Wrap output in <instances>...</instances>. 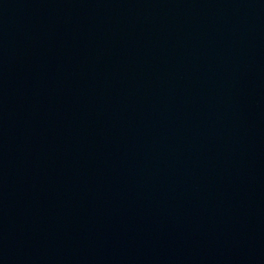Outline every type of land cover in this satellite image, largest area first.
<instances>
[{
	"label": "water",
	"instance_id": "water-1",
	"mask_svg": "<svg viewBox=\"0 0 264 264\" xmlns=\"http://www.w3.org/2000/svg\"><path fill=\"white\" fill-rule=\"evenodd\" d=\"M0 264H264V0H0Z\"/></svg>",
	"mask_w": 264,
	"mask_h": 264
}]
</instances>
